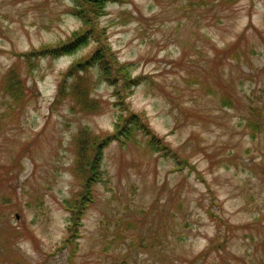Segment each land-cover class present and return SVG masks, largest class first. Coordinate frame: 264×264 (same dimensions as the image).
I'll return each instance as SVG.
<instances>
[{
    "label": "rangeland",
    "instance_id": "obj_1",
    "mask_svg": "<svg viewBox=\"0 0 264 264\" xmlns=\"http://www.w3.org/2000/svg\"><path fill=\"white\" fill-rule=\"evenodd\" d=\"M71 6L0 0V264H264V0L107 1L106 45L145 78L123 97L95 64L66 76L92 38L15 56L67 42ZM58 83L68 94L53 106ZM129 110L170 150L140 133L105 147L71 252L73 137L101 138Z\"/></svg>",
    "mask_w": 264,
    "mask_h": 264
},
{
    "label": "trees",
    "instance_id": "obj_2",
    "mask_svg": "<svg viewBox=\"0 0 264 264\" xmlns=\"http://www.w3.org/2000/svg\"><path fill=\"white\" fill-rule=\"evenodd\" d=\"M107 1L112 2L115 0H71L72 6L67 12L79 18L81 23L80 27L73 31L69 40L57 46H43L15 56L22 57L28 63L30 62V56L34 58L45 56L58 57L73 52L78 47L85 45L92 38L95 41V48L89 55V58L73 63L70 66V70L67 71L66 76L72 77L74 74L76 75L77 72L75 73V70L80 73L83 68L81 62L83 61L89 66H94L95 64L100 69L104 81L114 87V92L117 95L120 94L123 97L124 94H131L134 88L142 83L145 78L143 76H132L128 67L129 63H119L106 45L103 35L105 29L101 26L99 27V19L106 14ZM5 79L7 82V75ZM121 87L125 90L120 89ZM6 90H10L8 85L6 86ZM67 94L68 92H64L62 89L61 83H58L57 95L54 97L52 105L57 106L63 102ZM79 103L81 102L79 101ZM81 105L83 109L81 107L80 109L83 111H93L94 106L92 104L87 105L85 102H82ZM124 112L125 115L121 113L115 120L114 130L101 138L88 131L87 127L78 129L76 135L73 137V141L75 142V157L71 171L74 178L79 181L81 187L75 197L65 199L67 204L64 205V209L70 214V223L67 226V234L62 243L64 246L69 243L71 252L75 251L77 243L75 238L79 237V227L82 226L83 216L94 202V184L102 179L103 173L100 170V161L105 147L114 140L122 144L130 139L132 141L136 133H140L146 137L147 144L155 151H162V153L167 154L170 150L168 144L151 134L150 127L147 126V123L141 121V118L137 114L130 110Z\"/></svg>",
    "mask_w": 264,
    "mask_h": 264
}]
</instances>
